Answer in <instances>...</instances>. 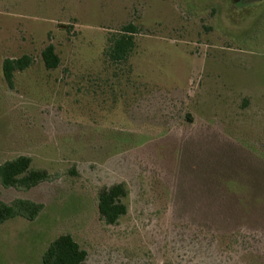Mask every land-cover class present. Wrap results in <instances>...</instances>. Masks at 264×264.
I'll list each match as a JSON object with an SVG mask.
<instances>
[{
	"label": "rangeland",
	"instance_id": "rangeland-1",
	"mask_svg": "<svg viewBox=\"0 0 264 264\" xmlns=\"http://www.w3.org/2000/svg\"><path fill=\"white\" fill-rule=\"evenodd\" d=\"M20 155L50 177L0 185L42 206L0 224V264H43L63 233L86 264H264V0H0V164ZM120 182L107 224L98 193Z\"/></svg>",
	"mask_w": 264,
	"mask_h": 264
},
{
	"label": "trees",
	"instance_id": "trees-1",
	"mask_svg": "<svg viewBox=\"0 0 264 264\" xmlns=\"http://www.w3.org/2000/svg\"><path fill=\"white\" fill-rule=\"evenodd\" d=\"M136 27L125 24L112 34L105 49V54L111 62L125 61L135 46ZM42 59L48 69L59 64V57L54 52L53 45L49 44L42 51ZM31 63L28 55L19 58H6L2 62L3 77L9 87L13 85V72L23 70ZM45 170L33 169L31 158L20 155L12 160L0 164V185L17 189H28L49 179ZM127 194L123 182L103 187L98 193L97 209L99 217L107 224H115L126 213L123 198ZM41 204L27 199L16 198L10 202L0 200V224L15 215H23L33 219L41 209ZM87 252L68 233L56 237L42 255L43 264H86Z\"/></svg>",
	"mask_w": 264,
	"mask_h": 264
}]
</instances>
